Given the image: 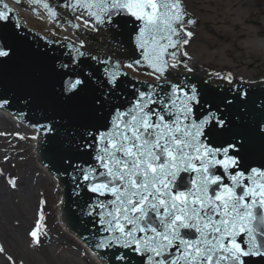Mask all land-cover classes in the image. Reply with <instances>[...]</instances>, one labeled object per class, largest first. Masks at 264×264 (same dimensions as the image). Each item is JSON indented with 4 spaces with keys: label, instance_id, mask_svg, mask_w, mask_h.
Instances as JSON below:
<instances>
[{
    "label": "snow or ice",
    "instance_id": "6c2138e0",
    "mask_svg": "<svg viewBox=\"0 0 264 264\" xmlns=\"http://www.w3.org/2000/svg\"><path fill=\"white\" fill-rule=\"evenodd\" d=\"M30 3L40 5L50 22L64 18L78 31L131 23L141 59L126 66H146L156 82L167 81L171 70H193L186 46L196 34L189 26L194 29L197 20L185 0ZM0 6L2 75L18 47V34L9 29L21 25L12 22L7 3L0 0ZM65 12L83 23L68 20ZM82 48L83 41L73 46L76 55L61 65L58 95L90 113L78 139L74 133L69 139L76 152L93 161L73 166V179L82 178L95 194L83 213L100 233L93 247L111 252V264H264V126L257 125V149L253 134L235 126L218 106L213 110L212 102L202 103L195 85L153 83L141 90L132 84L135 99L127 107L116 106L109 97L115 98L126 73L111 59L91 57L106 65L102 70L82 66L79 58L88 55ZM70 68L78 71L69 73ZM9 103L0 99V107ZM35 127L54 131L50 125ZM257 151L261 162L254 166ZM9 182L16 187L14 178ZM42 220L41 214L29 233L36 246L42 243Z\"/></svg>",
    "mask_w": 264,
    "mask_h": 264
},
{
    "label": "water",
    "instance_id": "95a60500",
    "mask_svg": "<svg viewBox=\"0 0 264 264\" xmlns=\"http://www.w3.org/2000/svg\"><path fill=\"white\" fill-rule=\"evenodd\" d=\"M13 1L17 2V0ZM60 1L62 2V0ZM20 2L21 0L17 3ZM9 8L11 7L9 6ZM0 10H3L2 6H0ZM11 10L12 22H19L21 27L18 30L9 29V31L17 33L19 39L17 40L18 47L15 56L7 62L6 70L0 75V99L10 101L9 104L0 107V117H13V122H16L19 121L15 117L17 116L24 123L41 132L38 146V163L41 162L58 177L63 186L64 208L62 214L66 227L77 234L107 264H111V252L93 247L100 233L93 229L90 222L91 217L83 214L85 205L95 199V194L86 190L85 185L87 182L82 178L73 179V174L77 171L73 167L74 165L87 166V164L93 163L89 155L76 152L75 145L69 139L70 134L73 133L78 139L80 132L84 131L81 125L91 122L90 113L79 106H68L58 95L64 78L61 65L68 63L71 56L76 55L75 52L71 51V48L75 45L60 39L53 41L33 32L20 22L12 8ZM19 13L30 28L45 33V35L57 34L59 35L57 37L62 36L74 41L81 40V37L77 36L68 26L59 27L44 18L38 19L21 8ZM101 28L109 32L110 39H106L103 43L100 42V37H103L105 33H101L97 37L87 36V41L90 44L88 45L85 40L87 45H84L81 50L86 51L88 55L79 59L83 62L82 66L89 65L101 70L106 65L103 63L97 64L91 57H97L100 61L111 59L112 65L119 62L120 68L118 71L126 73V75L121 76L119 79L120 86L115 98L109 97V99L113 100L116 106L127 107L135 99L132 84H135L141 90H145L148 85L153 83L133 78L132 76L149 79L142 74L138 75L139 72L131 70L126 64H122V60L133 64L134 61L141 59L140 50L136 48L131 40L132 24L129 23L126 27L105 25ZM88 32L95 31L89 30ZM46 36L49 37V35ZM77 46L80 47V44H77ZM118 48H122L124 54H118ZM190 56L195 58L194 55ZM195 61V65L202 67L196 58ZM143 67L146 71L151 70L146 66ZM73 71H78V69L70 68L68 70L69 73ZM171 71V75L166 74L167 81L160 83L164 88H167L169 83L181 87L195 85L201 102H212L213 110H216L218 106L220 113L235 126L252 133L253 144L258 149L257 125L264 126V84L259 81L261 78L252 76L253 85L226 86L223 80L219 79V83H214L205 72L199 70L196 72ZM227 71L231 74V70ZM218 74L219 77H222L223 70H218ZM233 77L241 79L238 76ZM233 77L231 75V78ZM238 82L242 83V81ZM231 83L228 82V84ZM93 87L94 85L90 86L89 92ZM204 110V108H198L199 112ZM39 125H50L54 128V131L46 132L43 127H35ZM21 126L32 130L22 123ZM254 159L256 161L254 166H259L261 156L258 151ZM50 171L49 173L52 174Z\"/></svg>",
    "mask_w": 264,
    "mask_h": 264
},
{
    "label": "rangeland",
    "instance_id": "374dc122",
    "mask_svg": "<svg viewBox=\"0 0 264 264\" xmlns=\"http://www.w3.org/2000/svg\"><path fill=\"white\" fill-rule=\"evenodd\" d=\"M185 4L195 18L199 19L198 27L194 29L196 33L193 37L194 40L190 41L187 51L189 55L195 56L200 66L216 74H218V70H223V76H228L227 70H231V75L238 74L246 79V81H242L244 84H252V76H260L259 78L264 79V0H185ZM258 38L261 39L256 41ZM223 83H228V81L223 80ZM12 121L10 123L0 118V126L7 131V134L2 135L7 140L0 143V183L16 199L22 194L15 191L17 187L13 188L9 181L14 176L17 177L16 179L21 178L18 174L27 170L29 163L35 162V158L31 154L30 147L32 135L30 132H26L24 127L19 128L18 124ZM23 136L27 138H23L25 141L22 150L19 147V140ZM17 148L20 150V155L17 154ZM38 169L40 171L35 168L31 170L37 175L41 173L46 176L45 169L39 168V166ZM36 191L38 192V188ZM57 195L58 193L55 192L56 200ZM51 205L49 211L43 209L42 206L37 209V202L34 206L33 217L39 219L42 214L50 219L47 227L41 225L40 239L42 243L58 260H74L76 264H92L93 259L87 255L84 249L80 248L79 251H76L64 244L63 246L59 243L46 244L54 231L66 236L62 224L59 223L60 215L55 210L56 205L55 203ZM1 208L0 203V228L4 222L2 221ZM16 228L17 225L6 220V230L15 232ZM10 241L11 239H7L0 233V247L5 249L0 253V257L5 258L9 264H22L21 253H27L35 264H46L40 246L33 245L31 240H27L25 237L23 250L16 249V247L12 250V247L8 245ZM14 252L18 257L12 263L15 257ZM8 257L12 258L11 262Z\"/></svg>",
    "mask_w": 264,
    "mask_h": 264
},
{
    "label": "bare ground",
    "instance_id": "6f19581e",
    "mask_svg": "<svg viewBox=\"0 0 264 264\" xmlns=\"http://www.w3.org/2000/svg\"><path fill=\"white\" fill-rule=\"evenodd\" d=\"M187 10L190 13L188 7H187ZM259 39L261 38L256 39V41H259ZM233 76H238L241 79L242 78L244 79V77L239 76L238 74H235ZM225 78H228V76H226ZM0 118H3L10 123L13 120V117H0ZM13 123L18 124L19 128L23 127L21 126V121H16ZM24 129L26 132L28 131V133L30 132V134L32 135L30 147H31V154L33 158H35L34 159L35 162L29 163L28 169L23 171L21 174H18V176H20L21 178L16 179L17 177L14 176L16 187H17L15 191H19L22 194L21 197H18L15 199V196L11 192H9L0 183L1 184L0 185V203L2 206L1 211L3 212L2 221H4L2 224L3 229L0 228V233H2V236L7 237V239H11L8 245L12 247V250H14V247H16V249L19 248L23 250L22 246H24L25 237L27 238V240L32 239L29 236V233L30 231L34 229V225L36 227L37 222L40 221V218L38 219V218L33 217L34 206L36 202H37V207H36L37 209H39L42 206V208L46 209L47 211L50 210L52 206L51 204L55 203L56 205L55 210L60 215L59 223L64 224L62 225V229H64L63 232L64 234H66L67 237L65 235L58 234L57 231H54L50 235V238L46 241V244L54 245V244L59 243L62 246L64 244L65 246H70L76 251H79L80 248L81 250L84 249V251L87 252V255L91 256V259H93L92 264H106L98 256L93 254V252L85 248L84 242H82V240L79 237L75 236V234L70 233L64 221H62L61 219L62 212H63L62 188L60 184L58 183L57 178L54 177L53 174H50L49 170L44 168L41 163H38V158H37L38 153H37L36 143L38 142L37 139H38L39 134L26 127H24ZM4 134H7V131L0 126V143L3 140H7L4 136H2ZM23 138H27V137L23 136L22 139L19 138L20 139L19 147L22 150L24 148L23 142L25 141V139ZM0 149H1V146H0ZM16 151H17V154L20 155V150L18 148L16 149ZM38 166L39 168L42 167L43 169H45L44 171L46 173V176L42 175L41 173L39 175L33 173V171L31 170L33 168L37 169V171H40V169H38ZM26 172H27V175H26ZM32 179H33V183H32ZM36 188H38V192L36 191ZM55 192L56 194L58 193L57 200H56V197L54 196ZM6 220L11 221V224L13 222L15 225H17V228L14 230L15 232L6 230ZM49 222H50L49 217L43 216L41 225L47 227ZM51 225L53 226V223H51ZM47 249L48 247L44 245L43 243H41L40 250H42L44 253L43 259L46 264H76V262L73 259H72L73 261H70V260L62 261L61 259L58 260L55 257V255ZM13 254L15 257L12 260V263L14 262V260H17V257H18L15 254V252ZM21 255L23 256L22 264H35V262L29 257V255H27V253L25 254L21 253ZM0 264H9V263L5 261V258L0 257Z\"/></svg>",
    "mask_w": 264,
    "mask_h": 264
}]
</instances>
